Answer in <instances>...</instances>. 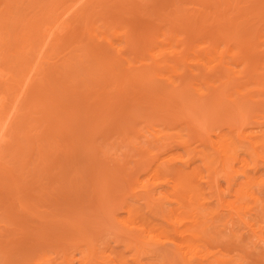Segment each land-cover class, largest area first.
Listing matches in <instances>:
<instances>
[{"label": "rangeland", "instance_id": "374dc122", "mask_svg": "<svg viewBox=\"0 0 264 264\" xmlns=\"http://www.w3.org/2000/svg\"><path fill=\"white\" fill-rule=\"evenodd\" d=\"M0 128V264H264V0H0Z\"/></svg>", "mask_w": 264, "mask_h": 264}, {"label": "bare ground", "instance_id": "6f19581e", "mask_svg": "<svg viewBox=\"0 0 264 264\" xmlns=\"http://www.w3.org/2000/svg\"><path fill=\"white\" fill-rule=\"evenodd\" d=\"M58 24H59V23H58ZM60 25H62L61 22H60ZM62 27H63V25H62ZM61 29H62V28H61ZM52 30H54V29H52ZM55 33H56V31H55ZM53 34H54V33H53ZM42 39H43V38H42ZM51 39H52V38H51ZM40 52H41V51H40ZM41 58H42V56H41ZM36 59H37V58H36ZM38 59H39V58H38ZM37 63H38V62H37ZM37 66H38V65H37ZM33 68H34V67H33ZM35 69H36V68H35ZM28 73H29V72H28ZM1 103H2V102H1ZM8 109H9V108H8ZM9 112H10V111H9ZM5 115H6V114H5ZM1 128H2V127H1ZM1 128H0V129H1ZM234 159H235V161H237V160H238V156L235 155L234 158L232 157V161H233ZM244 174H245V173H244ZM248 225H251V223H250V224L248 223ZM249 227H250V226H249ZM261 239H262V237H261ZM189 258H190L189 260H190L191 262H192L191 259H195V258L190 257V256H189Z\"/></svg>", "mask_w": 264, "mask_h": 264}]
</instances>
